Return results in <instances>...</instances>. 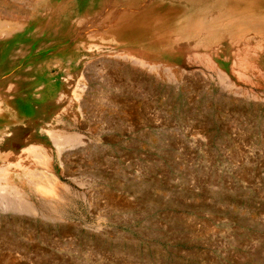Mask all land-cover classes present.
Here are the masks:
<instances>
[{"label":"rangeland","instance_id":"374dc122","mask_svg":"<svg viewBox=\"0 0 264 264\" xmlns=\"http://www.w3.org/2000/svg\"><path fill=\"white\" fill-rule=\"evenodd\" d=\"M244 1L0 0V264H264V44L206 30Z\"/></svg>","mask_w":264,"mask_h":264},{"label":"bare ground","instance_id":"6f19581e","mask_svg":"<svg viewBox=\"0 0 264 264\" xmlns=\"http://www.w3.org/2000/svg\"><path fill=\"white\" fill-rule=\"evenodd\" d=\"M175 1H177L180 5H182V4H184L183 6H185V5H191L190 3H193V4H195V5H201V7L205 10V8H208L207 6H210L212 3H218V2H220V1H222V0H175ZM224 1V0H223ZM228 1H232L231 3H236V4H240V3H243V2H245L244 0H226V2H228ZM7 2V1H6ZM5 2V3H6ZM1 4V3H0ZM3 4H4V2L2 3V6H3ZM7 4V3H6ZM5 4V5H6ZM9 5V4H8ZM10 6V5H9ZM8 6V7H9ZM20 6V5H19ZM27 6V5H26ZM233 6V5H232ZM7 7V6H6ZM7 7V8H8ZM13 9V8H12ZM245 9V8H244ZM250 9V8H249ZM0 10H2L1 8H0ZM9 10V9H8ZM11 10V9H10ZM16 10L17 9H15V11L14 12H16ZM19 10V9H18ZM12 11V10H11ZM232 11V10H231ZM242 11V10H241ZM5 11H3V13H2V15H4L5 13H4ZM238 12H240V11H238ZM208 14V11L206 12V11H204V14ZM9 14V13H8ZM10 14H12V13H10ZM1 16V15H0ZM12 15H10V17H11ZM230 16H232V15H228L227 17L228 18H225V19H230V21L229 20H227V22H226V24H220V25H218V26H216L217 28H215L216 30H214L213 32H210V30L209 29H206L207 30V33L209 34H213V33H217V32H221L222 34H224V35H226L225 36V38H226V41L228 42V44L232 47V53H233V55H232V57H237V55H235V54H240L239 53V51L240 50H244L243 48L245 47V48H247V46H248V43L249 44H251V45H253V46H258L259 44H264V35H258L257 33L254 35V34H251L250 32H246L248 29H250V28H248V25H246L245 23L246 22H244L243 21V19L240 17H238V16H236V18H237V20L235 19V17L234 18H231ZM13 17V16H12ZM16 17V16H15ZM214 17H216L215 15H214ZM213 17V18H214ZM5 18H6V14H5ZM17 18V17H16ZM192 19V18H191ZM215 19V18H214ZM224 19V20H225ZM15 20V19H14ZM222 21V20H221ZM193 22V21H192ZM191 22V23H192ZM204 23V22H203ZM222 23V22H221ZM190 25V24H189ZM191 25H193V23L191 24ZM206 26V25H205ZM184 27V26H183ZM193 27V26H192ZM191 27V28H192ZM191 28H188V29H185V33H186V31H187V33L185 34V33H183L184 35H181V38L180 37H177L176 39H175V49L176 50H179V49H182L183 47H182V41L181 40H184V42H185V44H186V46H184L185 48H187V51H190V53H191V56H192V59L194 58V59H196V53H198L199 54V52H197V48L200 46H202L201 45V42L202 41H200V36L198 35V34H195V32H193L192 33V29ZM201 28V31H202V26L200 27ZM198 28H196V29H194V30H197ZM205 30V29H204ZM206 30H205V32H206ZM189 31V32H188ZM200 32V31H199ZM166 33V32H165ZM168 33V32H167ZM197 33V32H196ZM206 33V34H207ZM158 34V33H157ZM176 34H178L177 32H176ZM205 34V35H206ZM174 35V34H173ZM164 36V35H163ZM184 36V37H183ZM186 36H189V37H191V40L189 41V42H187V40L185 39V37ZM173 37H175V36H173ZM194 37V38H193ZM203 37H204V35H203ZM188 40H189V38H188ZM205 41H206V38H205ZM256 44V45H255ZM258 44V45H257ZM248 48H249V46H248ZM259 48V47H258ZM260 49V48H259ZM183 50H184V48H183ZM158 51V50H157ZM159 52V51H158ZM261 52H264V48L262 47V50H261ZM161 53V52H160ZM163 53V52H162ZM246 53V52H245ZM241 55V54H240ZM246 55V54H245ZM161 56V55H160ZM162 58V57H161ZM199 58V57H198ZM169 60V59H168ZM139 61V60H138ZM185 63V62H184ZM136 64H137V62H136ZM139 64V63H138ZM144 64V63H143ZM162 64V63H161ZM144 65H146V64H144ZM148 65L149 64H147V68L149 69H147L148 71H151L152 73H154L155 75H157L159 78H161V79H163V80H168V79H170L171 78V74H169V72L168 71H170V69L169 70H167L166 71V69L165 68H163V67H161L162 65H154L153 67L152 66H149L148 67ZM142 68H143V66H142ZM244 68V67H243ZM259 68V67H258ZM173 73V72H172ZM225 86V85H224ZM74 93V95H76L75 94V92H73ZM46 132V131H45ZM63 133V132H62ZM53 134H56V135H59V134H61V133H52V135ZM62 135V134H61ZM69 135V134H68ZM68 135H63L62 136V138H63V140H62V142H63V144H59L60 146H62V145H64V144H67V143H71V144H73V143H77L78 142V138H71V136H68ZM50 136H51V134H50ZM53 137V136H52ZM52 137H50L51 138V140H52ZM59 136H57V137H53V139L55 140L56 138H58ZM58 140V141H57ZM56 140V142H61L60 141V139H57ZM53 141V140H52ZM56 145V144H55ZM58 145V146H59ZM74 145V144H73ZM65 147V146H64ZM11 151V150H10ZM16 154V153H15ZM15 158V157H14ZM20 160V159H19ZM16 164L18 163V162H15ZM9 164H10V166H9ZM8 164V166L6 165L5 167H8V168H10L12 165H13V163H9ZM12 164V165H11ZM19 166H20V164H19ZM16 168V167H15ZM4 169V168H3ZM2 169V170H3ZM6 170V169H5ZM8 170V169H7ZM7 170H6V173H8L7 172ZM12 172H13V170H11ZM11 172V173H12ZM15 172V171H14ZM5 173V174H6ZM17 173V172H16ZM15 173V174H16ZM18 174V173H17ZM13 175V174H12ZM19 175V174H18ZM17 175V176H18ZM35 175V174H34ZM8 176V175H7ZM5 177H6V175H2L1 177H0V180L1 181H3V182H5V180H3V179H5ZM13 177V176H12ZM3 185H5V184H2V186ZM10 186V185H9ZM11 186H13V185H11ZM1 187V186H0ZM4 187V186H3ZM15 187V186H14ZM13 187V188H14ZM23 187V186H22ZM24 188V187H23ZM10 189H12V188H10ZM16 193H18L16 190H14ZM41 191V190H40ZM44 191V190H43ZM10 192V191H9ZM14 192V193H15ZM42 192V191H41ZM54 192V190H52V191H45L44 193H46V194H50V193H53ZM15 193V194H16ZM28 193V192H27ZM6 195H8V194H6ZM9 195H11V194H9ZM59 195V194H58ZM3 196V195H2ZM22 196H24V195H22ZM3 197H5V196H3ZM6 198V197H5ZM20 199L21 198H19V201H20ZM7 202V201H6ZM28 202V201H27ZM27 202H25V204H23L22 205V211H23V209H24V212H28V213H30L31 215H32V207L30 206V204L29 203H27ZM15 206V205H14ZM17 206V205H16ZM18 207V206H17ZM20 208V207H19ZM34 211V210H33ZM34 213V212H33Z\"/></svg>","mask_w":264,"mask_h":264}]
</instances>
